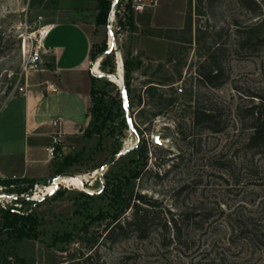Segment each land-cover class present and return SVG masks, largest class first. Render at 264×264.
<instances>
[{
    "label": "rangeland",
    "instance_id": "374dc122",
    "mask_svg": "<svg viewBox=\"0 0 264 264\" xmlns=\"http://www.w3.org/2000/svg\"><path fill=\"white\" fill-rule=\"evenodd\" d=\"M256 1L259 7L247 8L238 0H158L137 13L129 9L130 0H117L110 18L113 45L107 24L97 29L93 45L96 75L114 74L104 75L108 82H97L106 90L101 132L91 137L83 129L62 132L51 157L47 147L54 128H49L42 162L22 145L0 157V178L50 175L52 183L57 162L66 154L75 156L63 171L74 177L61 178L55 190L51 183L24 180L0 185L5 194L0 208L15 204L27 210L31 200H39L34 205L39 236L28 243L35 264L71 263L88 255L99 264H264V249L250 233L264 225V146L247 144L251 122L245 110L259 101L255 94L264 95V42L259 41L264 0ZM45 2L0 0V112L11 99L26 96L34 83L43 86L41 70L23 68L21 42L32 31L27 25L38 14L45 16ZM96 4L92 0L93 8ZM103 43L108 55L102 54ZM211 55L224 70L217 86L196 79ZM126 59L141 61L130 81L128 115L134 129L127 125L120 92ZM160 93L173 102L152 115L160 108ZM198 103L221 108L225 127L214 132L194 125ZM18 112L10 107L0 114V134L5 131L13 140L24 136ZM154 133H159L158 143ZM138 194L154 203L155 218L146 234L129 230L106 236L114 221L131 213L125 203L137 202ZM65 233L67 238L54 241L55 234Z\"/></svg>",
    "mask_w": 264,
    "mask_h": 264
},
{
    "label": "crops",
    "instance_id": "0c3cea01",
    "mask_svg": "<svg viewBox=\"0 0 264 264\" xmlns=\"http://www.w3.org/2000/svg\"><path fill=\"white\" fill-rule=\"evenodd\" d=\"M43 7L45 23L51 25L45 38L44 63L50 66L41 70L42 87L34 83L24 97L11 99L1 110L18 108L23 138L11 139L0 134L2 144L0 157L22 145L24 152L34 150L35 159L40 163L45 159L48 131L55 118L60 119L63 135H70L88 127L91 114L92 75L90 64L92 49L97 41V4L92 0H48ZM97 3V0H95ZM148 11V10H147ZM46 59V60H45ZM43 63V64H44ZM52 83L56 90L48 88ZM9 138V139H8ZM35 148V149H34ZM17 178H50V175Z\"/></svg>",
    "mask_w": 264,
    "mask_h": 264
},
{
    "label": "trees",
    "instance_id": "16d2710c",
    "mask_svg": "<svg viewBox=\"0 0 264 264\" xmlns=\"http://www.w3.org/2000/svg\"><path fill=\"white\" fill-rule=\"evenodd\" d=\"M43 0H41L42 2ZM48 0L43 3V7L48 6ZM243 6L251 8L252 5L259 7L260 5L256 0H238ZM113 0H97L98 14L96 16L97 25L107 24L108 13L111 7ZM131 2L129 4L130 8ZM116 6V5H115ZM252 41V39H248ZM259 41L264 42V35L259 37ZM107 50L106 43H103L101 51L105 52ZM108 55V53H105ZM92 58L94 57V50L92 49ZM105 60H102L101 67L105 68ZM141 64L140 60L132 61L126 59L124 61V76H125V86L129 95L130 92V81L132 78V72L134 69L139 67ZM112 69H109L108 72H112ZM223 66L219 60L216 59L213 55L209 57L208 66L202 65L198 69L196 79L198 82L207 84L210 86H217L220 84L221 76L223 74ZM99 78H103L108 82L106 76L100 77L99 75H92V86H91V106L90 114L94 115V118L90 120L88 127L85 130V133L88 136H92L95 133L101 132V126L104 124V120L107 116L104 94L106 90L98 87L97 82ZM150 92V89L147 91ZM152 96L154 94L151 93ZM255 97L259 98V101L253 103L247 107L245 110L248 112L250 117L251 125L248 127V136L247 144L249 146H264V95L255 94ZM141 97H139V102H141ZM156 106L160 107L156 109L152 115H158L162 112V106L171 104L173 99L171 97L167 98L163 93L157 95ZM110 111H108L109 113ZM223 111L221 108L216 106H206L204 104L198 103L192 115V121L194 125H201L204 128L210 129L214 132H218L225 127L223 121ZM126 118V116H125ZM128 125V124H127ZM129 127V126H128ZM177 129L180 130L179 126ZM59 148V146H58ZM140 152L142 156L147 153V143L145 140H142L140 146ZM75 160V156L66 154L62 158V161L57 162V167L55 169L56 174L62 173L66 167H68ZM24 180L28 181L31 185L34 184H49L51 183L49 178H12L5 177L0 178V185L7 186L13 181ZM52 185V183L50 184ZM54 190V189H52ZM120 190L118 189L117 194L119 195ZM137 202L133 201L126 202L124 208L127 210L130 209L131 213L119 219L117 222H113L110 229H108L106 236L111 237L112 235L122 233L124 231H133L138 236L146 234L150 224L155 218L151 213V206H154V203L146 198L145 195L138 194ZM14 200L21 201L23 200L19 196H14ZM39 202L38 199L31 200V206L27 210H20L18 205H3L0 208V264H35V251L34 249L28 246L29 241L37 239L39 236L38 226L40 224V219L37 212L34 209V205H37ZM103 213L97 215H91L92 220L101 217ZM252 239L258 242L259 246L264 249V225L258 229H252L250 231ZM69 236V233L63 235H54V241H59L65 239ZM61 264H99L92 259L91 255H88L84 260L73 261L71 263H61ZM106 264V263H101Z\"/></svg>",
    "mask_w": 264,
    "mask_h": 264
},
{
    "label": "built area",
    "instance_id": "2783aa9c",
    "mask_svg": "<svg viewBox=\"0 0 264 264\" xmlns=\"http://www.w3.org/2000/svg\"><path fill=\"white\" fill-rule=\"evenodd\" d=\"M131 7L134 12H144L155 5H157L158 0H130ZM112 22H110L111 24ZM33 26L32 31H30V34L23 36L22 42H21V52L23 56V68L33 71H40L43 69V53L46 48L45 45V38L48 35V32L51 28V25L45 23L44 16L42 14H38L35 19L33 20L31 25ZM28 32V30L26 31ZM93 70V66H92ZM93 74L96 75V73L93 71ZM47 86L51 90H56V87L52 83H47ZM178 92H183V87L179 86L177 87ZM60 125V119L55 118L52 121V127L54 128V134L52 136V140L50 145L47 147V150L49 152V155L51 157H54L55 154H57L61 141V135L62 130L59 127Z\"/></svg>",
    "mask_w": 264,
    "mask_h": 264
},
{
    "label": "water",
    "instance_id": "95a60500",
    "mask_svg": "<svg viewBox=\"0 0 264 264\" xmlns=\"http://www.w3.org/2000/svg\"><path fill=\"white\" fill-rule=\"evenodd\" d=\"M116 2L117 0H113L112 4H111V7L109 9V13H108V21H107V26L109 28V31L111 33V39L113 41V31L111 30V24H110V17H111V14L113 13V10H114V7L116 5ZM109 52V48H107V50L105 52H103L102 54H105V53H108ZM97 61L96 58H94L92 61H91V66L94 65V63ZM101 75H106V76H114L113 73H102ZM120 84H121V89H120V92H121V97H122V101H123V109H124V112H125V116H126V120H127V124L129 126L130 129H134V125H133V121H132V118L128 115V104H129V95H128V92H127V89H126V86L123 82V79L120 80ZM160 140H159V133H154V136H153V142L154 143H158ZM123 151H121L122 153ZM106 165H103L102 168H104ZM71 173H68V172H63V173H60V174H56L52 177L53 181L52 183L54 184V190L61 184L59 179L61 176L63 175H69ZM49 193L51 192H47L45 194H43L41 196V198H44L46 197ZM5 194L3 192L0 191V198H2Z\"/></svg>",
    "mask_w": 264,
    "mask_h": 264
},
{
    "label": "bare ground",
    "instance_id": "6f19581e",
    "mask_svg": "<svg viewBox=\"0 0 264 264\" xmlns=\"http://www.w3.org/2000/svg\"><path fill=\"white\" fill-rule=\"evenodd\" d=\"M111 16H112V14H111ZM110 18H111V17H110ZM111 44L113 45V41H112V39H111ZM95 63H96V62H95ZM95 63H94V65H93V69H94V72H97V71H98V68H97V66L95 65ZM64 176L74 177V174H69V175H63V176H61L60 179H59L60 182H61V178H63ZM52 189H54V184L51 185V190H52ZM49 192H51V191H49Z\"/></svg>",
    "mask_w": 264,
    "mask_h": 264
}]
</instances>
